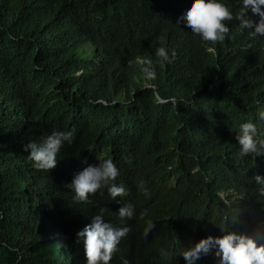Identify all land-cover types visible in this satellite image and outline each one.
Instances as JSON below:
<instances>
[{
  "label": "trees",
  "instance_id": "16d2710c",
  "mask_svg": "<svg viewBox=\"0 0 264 264\" xmlns=\"http://www.w3.org/2000/svg\"><path fill=\"white\" fill-rule=\"evenodd\" d=\"M183 3L0 0V264H57L52 212L43 208H56L75 253L83 250L77 232L98 211L45 194L48 184L62 185L61 174L38 170L25 151L51 115V101L58 112L71 110L78 134L109 143L129 131L172 167L173 200L161 209L162 240L148 260L168 250L170 223L178 216L189 223L192 241L229 231L255 234L252 217L264 210V198L257 195L260 185L247 179L252 172L229 156L227 139L237 123L264 110V39L227 35L198 62L181 37ZM167 44L178 54L175 66L140 68L139 57ZM87 45L100 56H86ZM116 57L119 71L106 65Z\"/></svg>",
  "mask_w": 264,
  "mask_h": 264
},
{
  "label": "clouds",
  "instance_id": "9594fccd",
  "mask_svg": "<svg viewBox=\"0 0 264 264\" xmlns=\"http://www.w3.org/2000/svg\"><path fill=\"white\" fill-rule=\"evenodd\" d=\"M178 19L184 29L181 37L191 45L198 62L211 52L210 45L224 41L227 35L236 38L251 32L264 39V0H184ZM167 46L139 57L140 68L148 71L149 64L163 69L175 66L178 54ZM86 48L89 58L100 56L94 53V48L99 49L96 43L94 48ZM106 65L119 71L122 59L116 57L115 62ZM148 74L155 77L154 71ZM36 99L41 102L43 97ZM52 103L51 115L39 124L32 142L25 146L28 158L45 174L56 169L61 174L62 185L48 184L43 188L45 194L98 206L92 222L77 232V242L83 244L78 253L57 220L56 208H43L44 212H52L50 238L58 249L57 264H264V243H259L264 239V210L252 217L255 234L229 231L200 241H192L189 223L178 216L170 223L168 250L159 249L148 260L162 240L157 234L161 209L173 200L170 192L177 178L172 167L160 163L148 148L140 147L129 131H118L109 143L78 134L79 125L71 110L65 106L64 112H58ZM229 138V156L252 172L247 179L260 185L257 195L264 198V110L237 123ZM132 167L138 173H132ZM231 222L238 223V215H233Z\"/></svg>",
  "mask_w": 264,
  "mask_h": 264
}]
</instances>
